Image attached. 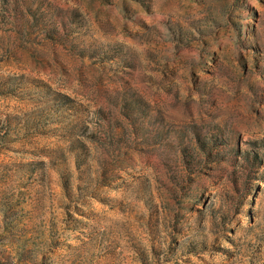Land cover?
<instances>
[{
	"label": "rangeland",
	"instance_id": "rangeland-1",
	"mask_svg": "<svg viewBox=\"0 0 264 264\" xmlns=\"http://www.w3.org/2000/svg\"><path fill=\"white\" fill-rule=\"evenodd\" d=\"M0 264H264V0H0Z\"/></svg>",
	"mask_w": 264,
	"mask_h": 264
}]
</instances>
